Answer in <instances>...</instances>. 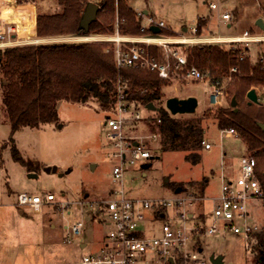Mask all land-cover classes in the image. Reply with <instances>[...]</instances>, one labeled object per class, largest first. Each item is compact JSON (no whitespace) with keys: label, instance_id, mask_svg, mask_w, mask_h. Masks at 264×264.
<instances>
[{"label":"rangeland","instance_id":"374dc122","mask_svg":"<svg viewBox=\"0 0 264 264\" xmlns=\"http://www.w3.org/2000/svg\"><path fill=\"white\" fill-rule=\"evenodd\" d=\"M9 1V12L16 14L13 0ZM35 1H39L41 9L48 13L59 9L56 0ZM210 2L217 5L215 10L209 9ZM130 3L137 12H142L143 25H147V16H152L155 21H163L167 28L163 29L166 37L189 36V31L196 28L200 18L204 23L196 36L210 38L233 37L241 35L245 29H256L255 20L261 13L258 4H262V0H132ZM224 12H232L233 19L223 20L221 15ZM24 26L27 27V23ZM184 28L187 30L183 32ZM255 32L264 33V30ZM201 44L185 43L181 50L186 53L188 48ZM218 45L225 49L242 47L239 43ZM247 47L249 58L254 62L264 44L250 42ZM174 76L161 87L164 108L165 100L170 96L195 97L197 105L193 115L203 118L204 140L211 147H201V159L193 164L185 160L184 151L160 150L159 136L155 141L147 140L152 154L149 167H127L123 187L128 197L157 199L171 198L175 192L173 186H181V193H189L203 183V193L197 195H203L205 199L185 208L189 213L194 212L200 221L203 217L207 219L212 210L210 197L218 193L221 172L230 174L235 170L240 157L247 150L237 134L226 135L222 129H217L214 117L219 106L209 101L213 84L206 78L195 80L179 74ZM232 81L226 78L223 82L226 91ZM1 90L0 84V97ZM232 97L228 91V96L223 98L220 105H228ZM135 110L139 112L140 120H128L124 127L126 134L146 138L155 133L156 128H151L152 125L149 127L146 121L154 117L155 111L142 105ZM109 112L111 109L100 110L94 100L86 104L60 100L57 103V124L44 123L12 133L0 98V264H73L78 254L93 249L92 240L103 229L87 213L85 204L80 208L77 204L82 199L105 196L112 185L111 169L116 160L111 156L114 147L107 135L109 128L103 125ZM188 114L177 116L185 118ZM11 138L21 156L32 162L30 170L13 160ZM46 167L51 169L46 171ZM29 173L35 176H29ZM19 193L41 196L51 193L54 200L43 203L40 214H33L28 207L17 205ZM148 218H151L150 212ZM79 220L84 222L86 228L82 235L76 237L71 234L68 225ZM155 223L158 225L160 220ZM184 223L190 227L193 220L188 219ZM201 232H193L191 242L194 246H201L199 255L205 264H212L211 256L219 258L220 264H259L255 262L254 253L247 249L242 233L203 235ZM80 236L89 244L85 249L79 246ZM133 264L161 262L147 259Z\"/></svg>","mask_w":264,"mask_h":264},{"label":"built area","instance_id":"2783aa9c","mask_svg":"<svg viewBox=\"0 0 264 264\" xmlns=\"http://www.w3.org/2000/svg\"><path fill=\"white\" fill-rule=\"evenodd\" d=\"M29 2L13 0L15 13L9 12V0H0V48L16 46L27 43H37L24 32L28 17ZM260 9L264 6L258 4ZM210 10H215L217 5L208 4ZM264 8V7H263ZM221 18L225 21L233 19L232 12H224ZM147 25H141L142 31L150 30L149 26L160 28L159 33L141 34L136 36L126 35L118 29L119 18L116 14L113 31L103 34H90L74 37V40L105 41L113 50L114 62L117 69L120 67H145L155 71L163 80H170L174 75L190 77L195 80L206 78L209 75L200 72L193 64H189L186 55L182 52L185 43H239L242 51L239 58L248 55V44L258 42L264 44V33L251 32L245 29L241 35L233 37L198 38L197 28L189 31V36L176 38L166 37L161 30L167 29L163 21H155L152 16H147ZM264 22V21H263ZM157 46L158 55L150 54L148 48ZM232 48V47H231ZM259 69H264V47L257 53L256 60ZM237 68L233 67L230 72ZM115 85V99L111 112L106 114L103 125L109 128L107 133L113 143L111 156L116 160L111 169L112 185L105 196L99 199H82L77 206L85 204L87 213L93 216L103 230L100 235L92 240L93 249L81 252L73 264H133L137 261L153 259L161 264H205L200 258L201 246L192 245L191 234L194 232L203 235H223L224 233L239 234L245 239L247 249L252 252L257 243L256 233L264 228V181L256 172L258 160L255 155L244 154L240 157L237 167L231 173L221 172V182L218 193L210 197L212 210L207 219L199 221L194 212H187L186 205H194L205 199L193 192H174L171 198H135L128 197L124 192L123 181L127 167L138 166L151 157L147 147L148 141H155L159 136L158 131L143 136H129L124 127L128 120H140V114L135 109L138 105L127 97L128 82L117 76ZM229 80L231 76L227 77ZM212 94L209 101L212 105L221 106L223 98L228 96L223 83L213 81ZM264 94V86L261 88ZM143 106V105H142ZM145 107V106H144ZM226 135L236 136L233 128L222 129ZM203 149L210 148L208 141L202 142ZM17 205L26 206L33 214H40L43 203L54 200V195L46 193L43 196L34 194H17ZM150 212L151 218H148ZM203 215V214H202ZM193 220L188 227L186 220ZM160 220L157 225L155 222ZM73 236L82 235L85 225L82 220L68 225ZM79 245L85 249L89 244L80 236ZM182 258L179 261V258ZM172 259L170 262L169 259Z\"/></svg>","mask_w":264,"mask_h":264},{"label":"trees","instance_id":"16d2710c","mask_svg":"<svg viewBox=\"0 0 264 264\" xmlns=\"http://www.w3.org/2000/svg\"><path fill=\"white\" fill-rule=\"evenodd\" d=\"M92 1L98 5L97 17L89 24L85 33L80 27V19L86 4ZM132 0H56L59 7L52 13L44 11L40 2L36 8L35 38L82 37L90 34H103L113 31L116 14L120 32L130 36L150 34L142 31V12H137L130 3ZM264 7V6H263ZM257 18H264V8ZM256 18V19H257ZM204 21L198 18L196 28L200 33ZM251 32L262 31L258 25ZM164 34V30H161ZM166 33V32H165ZM150 54L158 55V48H148ZM241 47L225 49L220 45L201 44L188 48L186 59L200 72L210 77V82L228 76L233 79L228 91L236 99V111L228 105L219 106L215 112V124L220 131L233 128L246 145L248 154L255 155L258 164L256 172L264 181V69L259 62H252L247 55L240 59ZM236 67L234 72L230 69ZM128 82L127 97L130 101L145 106L154 105L155 115L147 118L148 126L159 133V148L162 151H184V158L196 164L200 161V150L204 141L205 127L202 117L190 113L185 118L173 115L162 104L161 87L168 80L157 76L145 67H120L114 62L113 50L105 41L71 40L27 43L0 48L1 102L7 114L12 133L25 128H35L44 123L57 124L59 114L57 103L60 100L82 104L94 100L100 110H110L115 99L117 76ZM257 91V102L249 103L247 92ZM150 117V116H149ZM152 119V120H151ZM14 161L30 170L32 162L24 159L13 139L10 143ZM147 163L150 164L148 160ZM35 167V166H34ZM181 190V186H177ZM173 186V190L177 188ZM194 194L203 193V183L194 188ZM175 191V190H174ZM203 196V195H202ZM257 243L252 253L256 263L264 264V228L256 233ZM201 248V247H199ZM181 257L179 261H181Z\"/></svg>","mask_w":264,"mask_h":264},{"label":"water","instance_id":"95a60500","mask_svg":"<svg viewBox=\"0 0 264 264\" xmlns=\"http://www.w3.org/2000/svg\"><path fill=\"white\" fill-rule=\"evenodd\" d=\"M97 10H98V5L92 1H89L83 12H82V17L80 19V27L82 28V30H84L85 33H87L89 24L94 21L97 17ZM255 24L259 26V28L261 30H264V22L262 20V18H257L255 20ZM149 29L151 31V33H159L160 32V28H158L155 25L149 26ZM187 29L184 28L183 32L186 31ZM246 98L248 99L249 103L252 102H257L258 98H257V91L254 88H251L247 94H246ZM236 99L234 97L231 98L230 100V107H233L234 110L236 111L237 107L236 106ZM197 105V100L195 97L193 96H187L186 98H179L176 96H170V98H167L165 100V108L170 112V114H187V113H193L195 111V107ZM145 108L148 110H152L154 111V105L152 103H148L145 105ZM259 126L264 130V124L259 123ZM152 158V156L150 157ZM149 163L145 162L142 163L140 165L141 168H147L149 167ZM46 171H49L51 168L50 167H46L45 168ZM52 170H55V167L52 168ZM29 176H35L32 173L28 174ZM175 192H180L181 190L177 187L174 189ZM87 196V195H86ZM85 196V197H86ZM169 261L171 262L172 259L170 258ZM210 261L212 262V264H220V260L219 258H214L213 256L210 257Z\"/></svg>","mask_w":264,"mask_h":264},{"label":"crops","instance_id":"0c3cea01","mask_svg":"<svg viewBox=\"0 0 264 264\" xmlns=\"http://www.w3.org/2000/svg\"><path fill=\"white\" fill-rule=\"evenodd\" d=\"M143 12L147 13L145 11H143ZM35 14H36L35 5L30 3L29 4V9H28V17H27V20H26L27 21V27H25L27 29L30 28V32H24L23 33L24 35L29 36L32 40L37 41V43H38V41H41V42L53 41L54 42V41H71V40H74L73 39L74 37H71V38L70 37L69 38H67V37H54V38H38V39H36L35 38V32H34L35 31V22H36ZM79 246L82 248L83 245H79Z\"/></svg>","mask_w":264,"mask_h":264}]
</instances>
